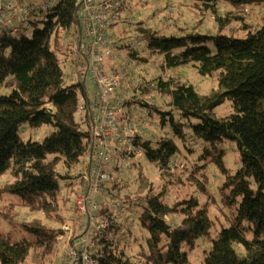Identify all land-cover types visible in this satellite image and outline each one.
<instances>
[{"label":"trees","instance_id":"16d2710c","mask_svg":"<svg viewBox=\"0 0 264 264\" xmlns=\"http://www.w3.org/2000/svg\"><path fill=\"white\" fill-rule=\"evenodd\" d=\"M219 1L204 0L205 8L216 15L218 28L213 34L183 26L170 32L166 23L152 27L138 22L135 31L143 40L146 53H131L140 61L161 59L162 71L192 65L205 76L217 73V88L202 94L193 84L178 82L175 74L151 81L149 72L138 85L126 83L135 90L133 102L158 113L162 125L169 122L176 138L187 137L184 124L177 123V118H197L199 123L192 125L189 136L192 140L212 145L228 141L239 151L242 166L234 174L223 161V150L215 159L227 177L224 188L231 189L227 204L236 207V216L212 244H203L201 264H264V17L250 23L240 13L243 7L264 4V0H227L233 10L225 14L218 7ZM234 21L242 22L243 34L231 27ZM20 29L15 33L5 30L0 38V87L15 84L9 93L0 94V264H29L32 253L41 260L58 258L55 228L37 218L18 219L14 212L18 208L42 210L49 218L64 222L62 213L70 208L67 198L61 196L60 180H71L75 185L73 167L83 163L91 142L89 129L76 116L84 83L70 79L58 55L60 50H72L80 37L75 0H59L31 22L27 30L22 24ZM151 84L153 88H149ZM156 90L166 99L168 110H163L164 100L150 103L136 94L140 91L147 96ZM228 99L234 112L216 118L214 109ZM47 103L54 109H48ZM24 123L31 128L49 124L54 130L41 141L24 140L19 134ZM174 139L169 136L156 140V146L151 139L144 140L150 161L183 164L167 172L186 166L185 161L175 157L179 148ZM194 179L200 190L207 191L199 179ZM154 185L155 181L144 174L138 193H132L134 197L121 195L119 181L107 185L108 196L131 201H126L128 209L142 208L139 219L150 233V260L144 264H194L191 252L212 234L210 201L201 205L192 195L171 204L167 186L162 184L155 190ZM130 211L134 210L127 213L131 227ZM165 215H181L179 224L166 220ZM118 244L115 238L102 241L96 264H143Z\"/></svg>","mask_w":264,"mask_h":264},{"label":"rangeland","instance_id":"374dc122","mask_svg":"<svg viewBox=\"0 0 264 264\" xmlns=\"http://www.w3.org/2000/svg\"><path fill=\"white\" fill-rule=\"evenodd\" d=\"M218 7L225 14L228 10H233L227 0H220L218 2ZM244 9L240 11L243 14L245 20L250 23H256L262 21L264 17V4H252L243 7ZM131 22H133L131 24ZM138 22H142L147 26H157L158 24L166 23L169 26L170 32L177 30L178 26H183L184 29L192 30L195 29L199 33H209L213 34L217 31L218 24L216 21V15L205 8L204 0H125V11L120 17V20L116 23L113 33L116 39L123 46H128L130 42L136 41L135 31ZM173 25V26H171ZM242 26L241 21H234L231 24L232 28H235L240 34L244 31L240 29ZM240 29V30H239ZM230 27L226 28L229 32ZM122 42V43H121ZM76 43L74 42L72 50H60L58 55L62 61V66L66 74L71 73L77 68V53H76ZM138 53L140 56H144L146 50L143 45H138ZM161 59L154 58L149 61H141L140 64L149 72L151 76V81L156 78L165 76L166 78H171V76H176L178 82H189L194 85L196 90L202 94L209 93L213 88L219 86L217 73L213 76H205L198 72V70L192 65L182 66L181 68L174 70H163L160 68ZM13 86H3L0 87V94L9 93ZM128 86L129 83H126ZM127 95L130 101L126 102V105H131L130 108L135 116H143L147 120V134L143 135L144 140L151 139L154 146H156V140L163 138H169V136L174 139L179 150L175 157L177 160L185 161V168L176 169L173 172L163 171L162 175L159 172V168L155 162L149 160L148 156L144 155L140 158L136 164L130 169L125 170V173L121 175L119 183L122 186L121 195H128L134 197L132 193L136 194L139 191V180L141 176L146 174L149 180H154L156 185L155 190H157L160 185L165 184L167 186V193L169 194L168 201L172 204L175 200H183L184 197L196 196L201 205L206 204L209 200L210 204L208 209L210 216L213 219L212 234L205 238L207 241H202L201 246L195 248L191 252V258L194 264H201L204 258L203 248L204 243L212 244L213 239L219 235L220 230L223 227H229L231 222L236 216V207H229L227 204V197L230 194L231 189L224 188V183L226 181V175L220 171L215 159L218 157L221 150L224 151L223 161L227 166L228 170L232 174L236 173L242 166L239 151L235 144L225 141L216 145L204 143L201 141H194L189 136L193 132L192 125L199 123V119L191 118H177V123L184 124V131L187 135L186 139L176 138L175 131L170 126L169 122L166 126L162 125L160 122V116L158 113H152L149 107H142L140 104H135L132 99V94H135V90L130 84L127 88ZM122 91V90H121ZM156 90L155 93L151 92V95L144 96L136 91V94L140 97H146L150 103L163 102V110H168L166 99L161 97ZM129 107V106H128ZM234 112L232 101L230 99L226 100L223 104L214 109V116L218 119L225 118ZM54 127L49 124H45L40 128H31L29 123H24L20 126L19 134L24 140L32 139L34 141H41L43 138L52 132ZM168 133V134H167ZM167 134V135H165ZM193 148L194 150H190ZM74 170V167H73ZM124 171V170H123ZM171 173L174 175L171 176ZM74 175V174H73ZM74 177V176H73ZM77 177V175H75ZM199 179L207 191H202L195 184V179ZM7 179H2L5 181ZM62 189V198L69 201V212L62 213L65 217V221L55 220L46 216L42 210H31L29 208H18L14 212L18 219L31 221L34 218L40 219L41 222L49 227L55 228V234L59 235L63 233L60 229L64 223H68L75 228L79 226L78 213L75 209V188L77 184L73 185L71 180L63 181L60 180ZM72 185V186H71ZM67 186H71L67 188ZM111 197H113L111 195ZM116 197V196H114ZM125 203H132L127 201L126 198L120 197ZM126 199V200H125ZM127 201V202H126ZM129 214L132 217V225L130 229H126L128 232L123 234V231L115 226L109 227L108 233H110L113 238L119 242L120 249H124L131 257L139 260L140 263H145L150 260V252L148 249L147 239L150 233L147 229L142 227L139 216L141 214L142 208L140 206H129ZM65 211L66 208H65ZM104 212V210H101ZM69 218L67 219V216ZM181 215L168 216L165 215L166 220L174 221L179 224ZM56 235V236H57ZM78 236H74V239ZM58 248L60 249L58 253V258L56 257L53 264H56L55 260L68 255L70 252V245L67 244L66 240L62 237L57 236ZM102 241L98 242L96 246L97 250H102ZM50 257H46L41 260L38 254L32 253L29 257V264H51ZM64 262V260H63Z\"/></svg>","mask_w":264,"mask_h":264},{"label":"built area","instance_id":"2783aa9c","mask_svg":"<svg viewBox=\"0 0 264 264\" xmlns=\"http://www.w3.org/2000/svg\"><path fill=\"white\" fill-rule=\"evenodd\" d=\"M58 3L59 0H0V38L5 30L19 32L21 24L27 30L31 22ZM75 5L80 23L78 69L69 76L73 82L84 83L76 116L89 129L91 142L83 163L74 166L79 226L64 223L60 228L63 233L57 236L71 248L57 264H96L98 242L113 239L106 232L109 227L123 225L124 233L130 223L128 204L108 196L107 185L119 181L125 170L147 154L142 135L147 134V120L135 116L126 105L130 98L125 87L126 82L138 85L145 81L148 72L140 64V55H131L138 53L139 44L143 45L140 36L136 34L139 44L133 41L122 46L113 33L125 11L124 0H75ZM47 107L54 109L50 103ZM156 164L160 173L183 166L176 161ZM75 235L78 237L74 239Z\"/></svg>","mask_w":264,"mask_h":264},{"label":"crops","instance_id":"0c3cea01","mask_svg":"<svg viewBox=\"0 0 264 264\" xmlns=\"http://www.w3.org/2000/svg\"><path fill=\"white\" fill-rule=\"evenodd\" d=\"M76 53H77V52H76ZM77 69H78V65H77V68H76V69H74V70H77ZM69 74H70V73H69ZM75 193H76V191H75ZM128 210H129V209H128ZM78 219H79V216H78ZM128 226H130V223H128V224H127V227H128ZM118 227H119V228H122V227H123V225H120V226H118Z\"/></svg>","mask_w":264,"mask_h":264}]
</instances>
